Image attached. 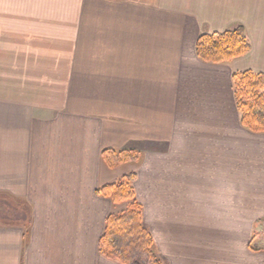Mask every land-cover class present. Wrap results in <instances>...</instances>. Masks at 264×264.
Returning a JSON list of instances; mask_svg holds the SVG:
<instances>
[{"label":"crops","instance_id":"0c3cea01","mask_svg":"<svg viewBox=\"0 0 264 264\" xmlns=\"http://www.w3.org/2000/svg\"><path fill=\"white\" fill-rule=\"evenodd\" d=\"M238 27L247 56L198 58L202 34ZM244 72L264 75V0H0V264H120L99 243L130 203L98 191L129 174L162 264H264Z\"/></svg>","mask_w":264,"mask_h":264},{"label":"trees","instance_id":"16d2710c","mask_svg":"<svg viewBox=\"0 0 264 264\" xmlns=\"http://www.w3.org/2000/svg\"><path fill=\"white\" fill-rule=\"evenodd\" d=\"M250 52L251 44L243 27L202 34L196 45L198 58L208 64H228ZM232 82L241 125L252 133H264V75L236 73ZM102 157L112 169L138 159L135 152L113 150H105ZM135 179V174H129L118 184L98 191V194L115 204L130 203L126 211L108 217L99 251L106 258L120 264H162L156 254L153 237L144 226L142 206L136 199L133 186Z\"/></svg>","mask_w":264,"mask_h":264},{"label":"rangeland","instance_id":"374dc122","mask_svg":"<svg viewBox=\"0 0 264 264\" xmlns=\"http://www.w3.org/2000/svg\"><path fill=\"white\" fill-rule=\"evenodd\" d=\"M127 166H128V165H122L121 168L125 170L126 168H128ZM119 167H120V166H119ZM119 167H118V168H119ZM121 168H120V169H121Z\"/></svg>","mask_w":264,"mask_h":264}]
</instances>
